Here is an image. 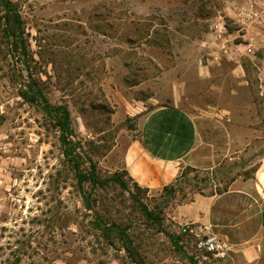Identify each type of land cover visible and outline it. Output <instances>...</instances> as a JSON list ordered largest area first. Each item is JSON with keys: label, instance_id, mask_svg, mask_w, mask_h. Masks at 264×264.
Listing matches in <instances>:
<instances>
[{"label": "rangeland", "instance_id": "1", "mask_svg": "<svg viewBox=\"0 0 264 264\" xmlns=\"http://www.w3.org/2000/svg\"><path fill=\"white\" fill-rule=\"evenodd\" d=\"M10 1L22 18V47L0 4V264H194L171 240L184 247L180 213L199 194L254 178L264 159V37L248 40L237 33L228 41L235 49L225 52L218 42L202 38L209 28L199 18L224 15V0H181L187 4L155 9V22L139 25V43L131 53L119 38H82L81 25L56 22L64 8L49 0ZM89 1L95 0L79 2ZM261 13L255 25L264 34V6ZM221 21L230 29L239 24L228 16ZM68 31L75 36L67 37ZM149 52L166 64L189 67L186 78L194 95L185 108L219 119L232 134L228 156L219 165L184 166L175 181L154 190L103 163L119 134H138L139 116H133L138 105L121 103L117 89L127 96L129 89L116 83L153 74ZM211 58V76L198 80L192 69ZM29 83L51 109H68V130L56 112L45 111ZM146 106L145 112L154 107ZM64 137L81 145L76 151L95 162L101 180L119 174L127 189L113 181L94 185L89 178L80 185ZM89 168L86 161L81 171ZM142 204L160 223L144 214ZM93 221L125 231L121 237L114 230L103 235ZM232 254L230 246L228 255L212 264H241Z\"/></svg>", "mask_w": 264, "mask_h": 264}, {"label": "crops", "instance_id": "2", "mask_svg": "<svg viewBox=\"0 0 264 264\" xmlns=\"http://www.w3.org/2000/svg\"><path fill=\"white\" fill-rule=\"evenodd\" d=\"M79 1L49 0L64 8L63 16L56 22L81 25L82 38L87 34L103 40L119 38L131 53L139 43V25L150 19L154 23L155 9H175L187 4L181 0H95L82 4ZM263 6L264 0H224V15L199 17L209 28L202 32V38L214 41L212 44L218 42L220 48L225 47V52L235 49L228 41L235 39L237 33L242 32L240 36L251 40L263 39L264 34L256 31L258 26L255 25ZM225 16L239 22L236 29L228 28L221 21ZM128 26L127 33H123ZM70 33L75 36L74 31H68L67 37ZM148 56L155 71L153 74L136 82L124 77L121 83H116L129 89V96L117 89L121 103L138 105L134 106L133 113V116H139L138 134H119L103 163L107 168L125 172L137 185L154 190L175 181L184 166L207 170L219 165L228 156L224 153L230 150L232 134L219 119L185 108L184 104L194 95L186 78L189 67L177 61L166 64L150 52ZM208 60L210 63L199 60L192 69L198 80H207L211 76L213 59ZM240 68L241 64L235 66V70ZM146 105L154 107L145 112ZM185 209L179 215L182 222L208 226L231 246L235 261L263 263L264 159L254 178H237L227 190L199 194Z\"/></svg>", "mask_w": 264, "mask_h": 264}, {"label": "trees", "instance_id": "3", "mask_svg": "<svg viewBox=\"0 0 264 264\" xmlns=\"http://www.w3.org/2000/svg\"><path fill=\"white\" fill-rule=\"evenodd\" d=\"M6 4H7L6 7H4V10L6 11V14L4 15L5 22L9 26L13 25V27H14L13 32L17 31L16 36L19 38V45L22 47V40H21L20 35H19L21 32V29H22L21 15L17 11V9L15 8V5L12 3V1L6 0ZM28 87L33 92L34 96L40 97V95L38 94V91H40V90L34 89V87L31 83L28 84ZM27 92L28 91L23 93V95L25 97L27 96ZM40 98H42V97H40ZM42 100L44 101L45 99L42 98ZM55 112H56L57 116L59 117V123L62 125L63 129L65 131L68 130V124L70 122V112L68 111V109L66 107L59 106V107L55 108ZM63 144L65 146L66 155L69 157V160L75 169L76 176H77V179H78V182L80 185H82L89 178L94 185L107 184V183L113 181V182L118 183L122 188L127 189L126 182L123 180V178L119 174H115V175H113V176H111L105 180H101L98 177V174L96 173L95 162L90 158H83L82 154H80L76 151L77 149L81 148V145L78 142L71 143V142L67 141L66 137H64L63 138ZM86 161H88L90 163V168L84 169L83 171H81V166L84 165V163ZM224 190H227V188H224ZM141 208L144 211V214L149 219H152V220L160 223L159 217L153 215V213L148 209V207L146 205L142 204ZM111 231H113V230H108L106 232H102V234L105 235ZM123 233H121V234L118 233V234L121 237L123 235ZM171 240L177 245V248L180 249L179 248V245H180L179 241L176 239H171ZM130 243L131 242L127 240L126 245L130 246ZM133 260H136V259L133 258ZM192 261L194 262V264H197L193 259H192Z\"/></svg>", "mask_w": 264, "mask_h": 264}, {"label": "built area", "instance_id": "4", "mask_svg": "<svg viewBox=\"0 0 264 264\" xmlns=\"http://www.w3.org/2000/svg\"><path fill=\"white\" fill-rule=\"evenodd\" d=\"M179 234L184 237L183 248L197 264H212L229 253V244L206 225L183 223Z\"/></svg>", "mask_w": 264, "mask_h": 264}, {"label": "water", "instance_id": "5", "mask_svg": "<svg viewBox=\"0 0 264 264\" xmlns=\"http://www.w3.org/2000/svg\"><path fill=\"white\" fill-rule=\"evenodd\" d=\"M0 3L3 7H6V0H0ZM38 94L44 99V95L41 91H38ZM44 109L46 112H50V111H54V109H51L48 105H47V102L44 100ZM87 207L89 208L90 207V204L89 202L87 201ZM93 224L94 226L96 227V229H98L99 231L101 232H106L108 230H114V231H117V233L121 234L123 233L125 230L124 228L118 226V225H115V224H112V225H102L99 223V221H93ZM179 248L182 249L183 246L179 245Z\"/></svg>", "mask_w": 264, "mask_h": 264}, {"label": "flooded vegetation", "instance_id": "6", "mask_svg": "<svg viewBox=\"0 0 264 264\" xmlns=\"http://www.w3.org/2000/svg\"><path fill=\"white\" fill-rule=\"evenodd\" d=\"M41 97V96H40ZM53 112H55V109H54V111Z\"/></svg>", "mask_w": 264, "mask_h": 264}]
</instances>
